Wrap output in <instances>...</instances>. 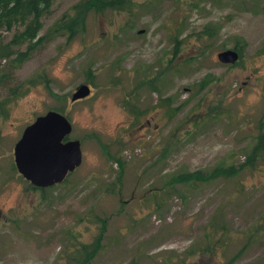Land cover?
<instances>
[{
  "label": "rangeland",
  "instance_id": "rangeland-1",
  "mask_svg": "<svg viewBox=\"0 0 264 264\" xmlns=\"http://www.w3.org/2000/svg\"><path fill=\"white\" fill-rule=\"evenodd\" d=\"M81 1L51 0L27 60L0 58V264H264V0H128L69 38ZM48 110L82 162L36 188L13 147Z\"/></svg>",
  "mask_w": 264,
  "mask_h": 264
},
{
  "label": "water",
  "instance_id": "water-1",
  "mask_svg": "<svg viewBox=\"0 0 264 264\" xmlns=\"http://www.w3.org/2000/svg\"><path fill=\"white\" fill-rule=\"evenodd\" d=\"M217 59L223 64H235L239 53L222 50ZM90 87L79 84L70 100L86 98ZM72 131L69 119L61 112L48 110L26 125L13 147L18 173L36 188H48L63 182L82 162L80 141L68 139Z\"/></svg>",
  "mask_w": 264,
  "mask_h": 264
},
{
  "label": "trees",
  "instance_id": "trees-1",
  "mask_svg": "<svg viewBox=\"0 0 264 264\" xmlns=\"http://www.w3.org/2000/svg\"><path fill=\"white\" fill-rule=\"evenodd\" d=\"M50 3L51 0H0V30L13 31L12 37L7 43L4 44L0 41V58L10 59L13 66H18L27 60L32 51L31 49L40 41L38 36L41 29L40 19ZM109 8L129 9V3L128 0H83L73 6V15L66 20L63 19L59 24V29L64 33H68L69 38H73L84 30L82 10L103 11ZM16 26H20L21 29H16ZM24 44H26L24 50L15 49V47ZM3 79L4 76H0V83L3 82ZM131 111L137 113L138 110L134 106ZM218 176L219 172H216V170L208 174L201 172L181 173L175 179L172 178L170 183H203ZM94 222L97 221L94 220ZM76 249L78 250L79 247ZM94 251L92 249L88 252L86 260L94 254Z\"/></svg>",
  "mask_w": 264,
  "mask_h": 264
},
{
  "label": "flooded vegetation",
  "instance_id": "flooded-vegetation-1",
  "mask_svg": "<svg viewBox=\"0 0 264 264\" xmlns=\"http://www.w3.org/2000/svg\"><path fill=\"white\" fill-rule=\"evenodd\" d=\"M89 87H90V86H89ZM90 90H91V88H90ZM88 96H89V95H88ZM88 96H87V97H88ZM81 100H82V99H81ZM76 101H79V100H76ZM73 102H75V101H73Z\"/></svg>",
  "mask_w": 264,
  "mask_h": 264
}]
</instances>
